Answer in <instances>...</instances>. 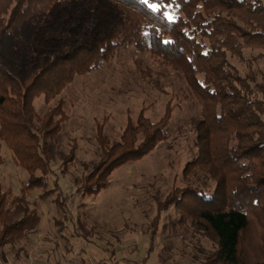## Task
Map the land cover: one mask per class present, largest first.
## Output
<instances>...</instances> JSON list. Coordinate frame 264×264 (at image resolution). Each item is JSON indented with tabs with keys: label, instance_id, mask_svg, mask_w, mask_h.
Wrapping results in <instances>:
<instances>
[{
	"label": "trees",
	"instance_id": "1",
	"mask_svg": "<svg viewBox=\"0 0 264 264\" xmlns=\"http://www.w3.org/2000/svg\"><path fill=\"white\" fill-rule=\"evenodd\" d=\"M66 30L74 37L68 51L66 40L55 37ZM129 48L153 56L186 81L201 106L195 124L201 149L183 173L194 179L202 172L216 183L207 198L199 186L177 189L158 201L159 211L171 206L189 210L187 197H198L193 228L217 245L203 264H264L261 0H0V154L4 143L30 173L29 186L44 188L42 198L57 194V205L68 219L58 181L47 189L55 174L49 144L61 131L63 104L39 118L34 101L40 96L46 102L56 99L76 76L101 70ZM246 50L258 54L247 58ZM167 131L166 117L156 123L142 114L137 124L129 123L121 141L106 148L83 178L78 194L100 193L112 172L154 151ZM74 160L72 150L63 161V174ZM5 195L0 187V254L37 232L40 223L38 211L27 207L22 218L9 221ZM204 202H212L213 208L202 211Z\"/></svg>",
	"mask_w": 264,
	"mask_h": 264
},
{
	"label": "rangeland",
	"instance_id": "2",
	"mask_svg": "<svg viewBox=\"0 0 264 264\" xmlns=\"http://www.w3.org/2000/svg\"><path fill=\"white\" fill-rule=\"evenodd\" d=\"M167 16L174 19L168 12ZM55 37L66 40L68 51L72 31ZM244 54L250 58L258 51ZM258 65L263 67L262 62ZM58 104H63L64 120L49 144L55 174L47 189L58 181L69 217L59 209L57 194L42 198L44 188L29 186L30 173L2 143L0 187L6 193L7 218H22L26 207L36 209L40 217L37 232L0 254L4 264H203L217 245L209 234L193 228L198 197H187L189 210L158 209V201L177 189L199 186L207 198L216 185L202 172L194 179H186L183 173L201 149L195 131L201 106L182 75L153 56L129 48L101 70L76 76L56 99L46 102L40 96L34 101L39 118ZM142 114L156 123L166 117L168 137L142 159L112 172L108 187L97 195L78 194L77 187L101 161L106 148L120 142L128 124H137ZM72 150L75 160L63 174V161ZM201 205L202 211L213 208L212 202Z\"/></svg>",
	"mask_w": 264,
	"mask_h": 264
},
{
	"label": "snow or ice",
	"instance_id": "3",
	"mask_svg": "<svg viewBox=\"0 0 264 264\" xmlns=\"http://www.w3.org/2000/svg\"><path fill=\"white\" fill-rule=\"evenodd\" d=\"M143 2L145 4H148L149 0H143ZM150 7L152 8L153 11L158 10V5L156 4H151ZM169 19H171V17H169Z\"/></svg>",
	"mask_w": 264,
	"mask_h": 264
},
{
	"label": "built area",
	"instance_id": "4",
	"mask_svg": "<svg viewBox=\"0 0 264 264\" xmlns=\"http://www.w3.org/2000/svg\"><path fill=\"white\" fill-rule=\"evenodd\" d=\"M0 264H4L3 261H2V259H1V257H0Z\"/></svg>",
	"mask_w": 264,
	"mask_h": 264
},
{
	"label": "crops",
	"instance_id": "5",
	"mask_svg": "<svg viewBox=\"0 0 264 264\" xmlns=\"http://www.w3.org/2000/svg\"><path fill=\"white\" fill-rule=\"evenodd\" d=\"M40 234H41V233H40ZM38 235H39V234H38ZM3 251H4V250H3ZM3 251H2V252H3ZM2 252H1V253H2ZM3 256H4V255H3ZM1 259H2V258H1ZM2 261H3V260H2ZM3 263H4V262H3Z\"/></svg>",
	"mask_w": 264,
	"mask_h": 264
}]
</instances>
